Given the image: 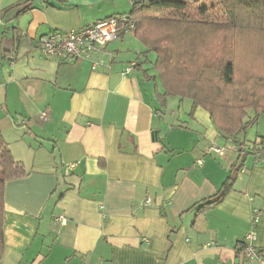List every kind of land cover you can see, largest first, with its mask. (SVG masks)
Segmentation results:
<instances>
[{
  "label": "crops",
  "instance_id": "obj_1",
  "mask_svg": "<svg viewBox=\"0 0 264 264\" xmlns=\"http://www.w3.org/2000/svg\"><path fill=\"white\" fill-rule=\"evenodd\" d=\"M131 9L0 0V133L24 171L3 186L0 264H264V160L207 154L233 144L199 107L167 126L142 85L147 69L125 72L145 60L125 44L132 32L107 46L119 55L110 69L37 49L51 32ZM249 234L257 259L237 248Z\"/></svg>",
  "mask_w": 264,
  "mask_h": 264
},
{
  "label": "rangeland",
  "instance_id": "obj_2",
  "mask_svg": "<svg viewBox=\"0 0 264 264\" xmlns=\"http://www.w3.org/2000/svg\"><path fill=\"white\" fill-rule=\"evenodd\" d=\"M187 1L191 3L192 0ZM214 7H218L213 13L215 27L173 28V33L157 27L146 30L152 43H159L160 53L163 55V51H171L170 55L174 58L170 65L160 66L159 73L166 86L162 84L156 69L152 68L155 62L153 52L147 51V59L143 61L147 63H142L143 68L148 69L149 76H154V79L142 76V85L151 95L156 93L154 104L158 105L156 108L167 126L173 123L174 117L176 119L180 116L182 120H187L190 111H194L190 109L191 98L184 94L182 88L190 84V79H196L193 85L199 99L207 101L208 104L213 102L219 105L217 109L221 112H229L230 103L240 106L259 103L264 106V90H259L263 86H258L257 79L254 82L256 89L245 92L237 87L248 77H264V29L252 28L254 21L249 17H243L245 23L239 22L237 27L228 26L232 21L222 24L219 21L226 19L220 15L221 6L217 3ZM253 18L260 19L258 15H253ZM204 20L211 21L210 18H202L201 24L205 23ZM180 31L183 33H179ZM133 37L129 36L125 44L138 54L143 50V46ZM118 56L117 53L115 57ZM228 62H231L235 69L232 87L222 85L220 77L221 69ZM240 136L250 145L257 136H264V115L259 116L252 125H248ZM222 148L227 152L233 149L230 144Z\"/></svg>",
  "mask_w": 264,
  "mask_h": 264
},
{
  "label": "trees",
  "instance_id": "obj_3",
  "mask_svg": "<svg viewBox=\"0 0 264 264\" xmlns=\"http://www.w3.org/2000/svg\"><path fill=\"white\" fill-rule=\"evenodd\" d=\"M217 3H219L222 9V13L220 14L221 17L226 19L224 21H219L220 23L227 24L232 21L228 26L237 27L239 26V22L245 23L243 17H249V19L254 21L252 28L264 29V0H192L191 3L187 0H131L132 9L126 16L134 22V28L132 29L133 36L143 46V50L139 55L146 60L148 52H153L155 54V62H153L152 68L156 69L164 86H166V82L159 73L160 66L170 65L174 58L171 56V51H169L170 53L163 51L164 53L162 55L159 50L160 48H158L159 43L157 45L156 43H152L147 36L146 30L157 27L167 29L169 32L173 33V28L215 27L216 24L213 23V21H215L213 20V13L216 8H218L214 7ZM253 15H258L260 19H254ZM202 18H210L211 21L204 20L205 23L201 24L203 23V21H201ZM179 33L183 32L180 31ZM178 36L180 35L178 34ZM138 63H143V61L136 62L133 69H137ZM145 73L149 76L148 69L145 70ZM234 75V65L231 62L226 63L221 69L220 77L222 85L232 87L234 84ZM151 77L154 79V76L151 75ZM256 79L258 86H263L259 88V90H264V83H262L264 82V77H248L239 86L237 85V87L243 89L245 92L256 89L257 87L254 84ZM195 81L196 79H190V84L188 83L186 88L182 87L184 94L189 96L192 100V109L199 107L209 114L210 120L217 131L226 140H231L233 150L239 157L245 159L246 156L252 155L257 161L264 160V136H257L251 145L245 142L240 136L248 125H252L259 116L264 115V106L259 105V103L249 106H240L231 105V103L228 102L230 103L229 107L231 110H229V112L226 110L221 112V110L217 109L219 105L213 102L208 104L207 101L199 99L198 95L195 93L196 87L193 85ZM234 170L235 168L233 172ZM23 174L24 171L22 166L13 159L7 143L0 133V261L4 250L2 229L4 206L3 186L7 181L19 178ZM231 177L230 175L229 180H232ZM227 182L224 185L225 187L229 185V182L228 184ZM226 190L227 188L222 189L218 191L212 199L205 200L203 202L205 203L203 208L206 209L220 203L226 194ZM244 247L245 243L243 241L237 244L239 251L243 250Z\"/></svg>",
  "mask_w": 264,
  "mask_h": 264
},
{
  "label": "built area",
  "instance_id": "obj_4",
  "mask_svg": "<svg viewBox=\"0 0 264 264\" xmlns=\"http://www.w3.org/2000/svg\"><path fill=\"white\" fill-rule=\"evenodd\" d=\"M134 22L126 15H117L108 19L96 21L80 29L70 31H54L41 37L37 43L39 53L46 58H57L59 60H89L93 71L99 68H109L115 60L112 52L107 46L115 41L120 35L131 33ZM134 64L126 69L129 73ZM40 118L45 121L46 113ZM207 154L223 156L224 149L211 143L206 150ZM201 164V161L198 162ZM147 199L143 205H149ZM256 216V215H255ZM254 239L253 234L247 235L244 239L245 247L243 255L245 259L252 260L259 258L258 253L251 247L250 242Z\"/></svg>",
  "mask_w": 264,
  "mask_h": 264
}]
</instances>
